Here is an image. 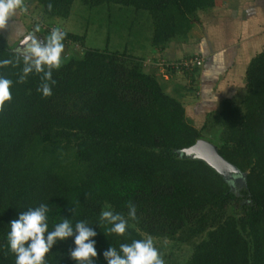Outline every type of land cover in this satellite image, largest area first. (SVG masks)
Wrapping results in <instances>:
<instances>
[{
    "label": "trees",
    "instance_id": "obj_1",
    "mask_svg": "<svg viewBox=\"0 0 264 264\" xmlns=\"http://www.w3.org/2000/svg\"><path fill=\"white\" fill-rule=\"evenodd\" d=\"M31 1L47 19L67 20L75 0ZM83 1L147 12L153 28L149 47L158 51L174 40L187 42L199 13L216 6V0ZM85 40L66 33L63 44L84 48ZM17 50L0 34V61L15 63ZM194 56L199 55L153 57L145 65V55L84 49L62 57L49 97L37 91L41 81L35 73L17 83L22 60L0 67V76L13 81L12 99L0 112V264H15L10 222L42 203L50 209L49 231L64 218L73 226L85 221L96 231L94 264H107L103 252L110 247L119 251L121 244L149 237L191 245L184 264H264V49L250 61L240 94L223 99L201 128L148 70L162 69L159 62L167 60V74H187L193 87L199 69L177 71L171 64ZM201 139L247 174L239 178L238 191L236 181L183 153ZM129 202L136 206V220L128 218ZM102 210L128 219L123 236L108 233ZM75 235L58 240L46 264H77L70 255Z\"/></svg>",
    "mask_w": 264,
    "mask_h": 264
},
{
    "label": "rangeland",
    "instance_id": "obj_2",
    "mask_svg": "<svg viewBox=\"0 0 264 264\" xmlns=\"http://www.w3.org/2000/svg\"><path fill=\"white\" fill-rule=\"evenodd\" d=\"M222 1L225 3V6L227 2L232 6L238 2V0ZM24 3L27 6V12H20L18 10L17 15L9 20V27L5 30H0V34H2L12 46L16 45L17 47L23 38L34 33L37 27H39V31L35 32V35L41 40H45L50 35L49 32H45V28L49 27V29H52L53 27H59L65 33L86 36L84 48L80 45L74 47L64 45L62 57H65V59L73 54L79 55L83 53L84 49H107L110 52H126L133 56L145 55V64H149L153 57H161V55H150L149 53L150 45L148 43V37H151L153 28L152 19L147 12H137L132 8H126L114 3H105L100 7H93L91 4H86L83 0H75L70 17L67 20H49L34 2L31 0H24ZM212 17L213 15L210 16L209 14L207 16V14L200 12L199 19L195 21L196 28L193 31L191 39L187 42L174 40L173 42H175V44L172 45L169 52H174L176 55L180 56L195 55V51L197 49L199 50L196 46L200 41L198 38L203 34H205L206 37L207 34H209V38L214 37V39L218 40L225 39L228 33L226 25L224 23H218V27H216L214 23L215 20ZM207 20L211 23H206ZM204 23H206L207 28L203 31L201 26ZM263 24V22L254 21V27L258 30V35L262 32ZM260 25L261 29H259ZM245 31L244 27L242 28L241 26L238 30H235L238 35L239 33L244 34ZM248 42L249 41L241 43L238 48L239 53L236 59V67L234 68V73H232L235 75L230 77L229 80L231 81H229V86L226 85L223 87V92L221 93H223L224 96L221 94L223 96L222 98L228 96L230 98L235 97L243 90L245 86V72L249 65L247 63L248 61L250 63L252 58L264 49V34L252 39L249 44H247ZM143 46H145V50ZM242 51L245 52L241 54ZM163 73L169 76L166 70H163ZM181 76L182 78H177V80L181 82L182 86H189L188 88L191 89L187 93V99L182 100L180 95H173L167 92L184 102L189 120L195 127L201 128L206 120L207 114L212 110H218L219 106H197V103L201 102L200 99L202 97L197 84L195 83L192 87V84H190V76L188 77L187 74H181ZM235 184L238 191V188L242 185L241 180L237 178ZM153 242L164 259L165 264H184L193 253V247L188 244H180L167 239H153Z\"/></svg>",
    "mask_w": 264,
    "mask_h": 264
},
{
    "label": "clouds",
    "instance_id": "obj_3",
    "mask_svg": "<svg viewBox=\"0 0 264 264\" xmlns=\"http://www.w3.org/2000/svg\"><path fill=\"white\" fill-rule=\"evenodd\" d=\"M49 11L52 5H48ZM27 12L24 0H0V30L9 27V20L17 15V11ZM39 31V27L35 32ZM35 32L27 35L22 40L23 47L17 50L15 63L13 60L0 61V67L10 64L18 66L23 61L22 74L17 83H24L30 74L40 76V85L37 91L44 97L52 95V85L56 81L52 78L53 70L62 66V53L64 52L63 40L66 33L59 27H53L50 35L41 40ZM13 81L0 76V112L5 109L6 102H10L12 94L10 88ZM50 209L46 204H40L36 208H29L27 212H21L18 219L10 222L11 229L7 234L10 251L15 255V264H46L45 257L59 240L64 241L76 233L71 250V258L77 264H94L98 253L95 240L97 235L88 223L78 221L73 226L70 219L64 218L61 223L55 225L54 230H48V213ZM128 218L136 220V206L128 203ZM101 222L111 225L108 233L123 236L126 233L128 219L120 213L111 210H102ZM107 264H165L164 259L154 246L151 237L141 240H133L130 244H121L119 251L110 247L103 252Z\"/></svg>",
    "mask_w": 264,
    "mask_h": 264
},
{
    "label": "crops",
    "instance_id": "obj_4",
    "mask_svg": "<svg viewBox=\"0 0 264 264\" xmlns=\"http://www.w3.org/2000/svg\"><path fill=\"white\" fill-rule=\"evenodd\" d=\"M228 3L229 2H227V5L225 6V3H223L222 0H216V6L212 11L209 13H203L207 14V16L209 14L210 16L213 15L212 18L215 20L214 23L216 27H218V23H224L228 33L227 37L223 40L214 39V37L209 38V34H207V37L203 34L198 38L200 41L196 46L199 50L197 49L198 51L196 50L195 54L204 59V66L198 71L195 81L198 90H200L202 95L200 99L201 102H198L197 106L215 105L220 107L223 99L230 98L229 96L222 98L224 94L221 92H223V87L226 85L229 86V81H231L229 80L230 77L235 75L232 73H234V68L236 67V59L238 57V48L240 44L247 41H249L247 43L249 44L252 39L264 34V24L262 25V32L259 33V35L258 30L254 27V21L264 23V0H238L234 6L229 5ZM207 21L206 23H211ZM206 23L201 26L203 31L207 28ZM240 26L242 28L244 27V30L246 31L244 34L239 33L238 35L235 30H238ZM260 27L261 25L259 26V29H261ZM195 28L196 26H194L190 33L188 41L193 36ZM173 44H175V42L171 43L163 51H158L157 49L151 50L149 48V53L150 55L157 54L165 56L170 60H178L186 57L176 55L174 52H169ZM243 52L245 51H242L241 54ZM247 64H249V61ZM149 67L151 72L156 73L158 77L163 80L166 91L173 95H180L182 100L187 99V93L190 91L188 88L189 86H182L181 82L177 80V78H182L181 73L166 76L163 73V69L155 65Z\"/></svg>",
    "mask_w": 264,
    "mask_h": 264
},
{
    "label": "water",
    "instance_id": "obj_5",
    "mask_svg": "<svg viewBox=\"0 0 264 264\" xmlns=\"http://www.w3.org/2000/svg\"><path fill=\"white\" fill-rule=\"evenodd\" d=\"M22 47L21 41L16 49ZM183 153L194 159L204 161L227 181H236L237 178H246L247 174L242 173L235 165L226 160L220 154L217 146L207 140H198L192 147L184 149Z\"/></svg>",
    "mask_w": 264,
    "mask_h": 264
},
{
    "label": "built area",
    "instance_id": "obj_6",
    "mask_svg": "<svg viewBox=\"0 0 264 264\" xmlns=\"http://www.w3.org/2000/svg\"><path fill=\"white\" fill-rule=\"evenodd\" d=\"M149 64L152 63L150 62ZM149 64H145V65H149ZM159 65L162 67L163 70H166L167 72L166 67L169 66V62L167 60H161L159 62ZM171 65L177 71H181L183 69L193 71L194 69H201V67L204 65V59L199 56H194L190 59L182 60L180 63L171 64Z\"/></svg>",
    "mask_w": 264,
    "mask_h": 264
}]
</instances>
